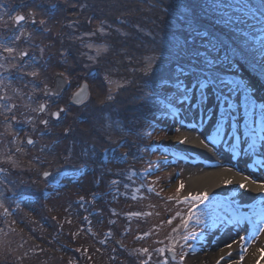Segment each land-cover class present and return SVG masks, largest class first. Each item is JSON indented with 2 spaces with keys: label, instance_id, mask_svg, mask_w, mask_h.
Returning a JSON list of instances; mask_svg holds the SVG:
<instances>
[{
  "label": "rangeland",
  "instance_id": "obj_1",
  "mask_svg": "<svg viewBox=\"0 0 264 264\" xmlns=\"http://www.w3.org/2000/svg\"><path fill=\"white\" fill-rule=\"evenodd\" d=\"M2 1L6 5L13 2V0ZM100 1L27 0L28 6L37 11V15L46 23L22 22L26 33H32V38L27 40L26 43L28 44L26 45L24 39L27 36L23 37L18 42V46L29 51V57L24 58L27 59L25 62L32 56L39 58L38 49L40 47L45 48L43 58L38 59L36 65L41 66L44 61L48 62L45 67L46 74L42 71V77L47 78V82L51 83V79L57 70L67 72L72 84H79L83 79L89 82L91 93L87 107L81 115L84 117L75 119L76 123L64 119L59 126L60 133L69 134L72 132L76 139L78 131L81 130L84 124L89 121L93 123L100 122L104 126L106 125L109 136L113 140H120L125 143V146L120 148L123 150L127 147L129 141L127 137L132 138L133 135L124 128V125L132 121L138 109L141 113H146L153 106L155 100L152 101L147 89H151L155 81L145 75L144 70L149 59H136L137 55L134 52L138 50L140 45L133 36L129 35L126 24L128 18L124 16L125 14L131 16V14L136 13L138 7L135 6L132 9L122 4L121 7L110 8ZM3 13H5L4 10ZM25 15L28 14L25 13ZM4 20H6V17ZM104 21L106 23L102 24L101 22ZM9 24L15 26L13 21H9ZM130 25H133L132 19L128 26ZM86 26H89V28H86ZM135 26L142 29L139 24ZM100 27H104L106 34H101L98 31ZM45 29H51V31H45ZM117 29H120V31L118 32ZM91 32H96V35H85V33ZM5 33L10 34V28H0V35H5ZM123 33H127V35ZM81 37L82 39H78ZM87 43L96 46L107 44L109 51L102 52L95 61L89 60L88 56H95L96 53L94 49L85 47ZM168 48L170 47L168 46ZM171 52L172 55L185 57L184 51L179 48L174 47ZM62 53H67V55L64 56ZM153 56L156 59L153 60L154 67L151 73L161 75L159 72L154 71L160 69L171 59H168L164 53H157ZM132 58L137 62L134 66L131 63ZM181 60L185 61V58ZM97 66L101 68L95 69ZM106 76L115 83L110 84L105 79ZM139 83L140 91L138 90ZM249 83H252L250 79L247 80L248 85H250ZM118 84L123 85V87H118ZM135 84L137 85L135 102L137 106L127 109L126 92L128 94L135 93L131 90V87ZM21 85L13 80V87L24 89V85ZM252 85L255 86V83L253 82ZM213 89L210 95L214 97L212 107L215 103L225 102L216 99V95L219 93L215 88ZM109 94L112 95L113 99H107ZM30 95L33 96L32 93ZM33 97V102L22 103L23 96L15 100L20 105L16 110V115L19 121H25L26 117H35V124L38 127L36 126L34 129L27 122L17 123L15 121L12 122V126L14 129L19 128L20 140L30 136V134L35 136L38 143L33 147V150H40L42 148L40 144L44 145V142L50 140L51 132H46L49 127L40 126L39 120L42 119L40 113H32L29 109L23 107L27 103H30L32 107H36L40 103L38 100H34L40 99V96ZM241 105L240 102L239 107L242 112ZM95 107H98V109ZM102 107H111L119 115L100 118L98 114ZM1 117L0 133H5L4 117ZM211 118V115H208L205 111L203 112L201 130H204ZM166 123L168 122L166 121ZM29 126L30 132L27 131ZM180 127L181 123L173 121L168 126V130L165 128L159 132L156 130L151 134L150 139L151 141L169 143L171 144L170 147L173 148L177 147L174 139H180ZM247 127L256 129V121L250 122ZM50 130L53 132V129L50 128ZM205 136L208 138L211 135L207 136L205 134ZM75 139L74 143H78ZM0 140L3 141L0 143V168L4 169L0 173V192L4 193L5 207L11 213V215H7L9 217L7 220L10 223L9 232L7 235L4 234L2 238L0 237V264H57L58 262L64 263V261L65 264H141V261L148 259L149 256L151 257L149 264H158L164 257L155 250L171 246L172 240L170 237H177L178 234L173 232V229L179 228L181 236L183 235L184 229L181 228V224L182 218H186L188 214L187 206L181 207L175 201L182 197L187 189L185 156L179 154L169 158L166 167L158 173L155 181V192L141 182L138 185V197L125 198L124 194L119 195L118 201L113 204L116 205V209H119V211L114 212L111 206L106 204L101 197L96 196L93 202L96 186L94 185L95 178L91 177V173L85 175L81 180L66 182L65 186L48 199L50 207H43L35 200H21L19 198L20 193L32 187L35 182V174L30 175L29 172H31V167L37 164L31 162L30 155L26 153V145H19L23 151L16 152L14 147L9 144L8 134L0 136ZM125 140L127 141L125 142ZM78 144L76 147L68 148L65 147V144H59L57 146L58 154L50 151L45 153L46 160L50 161L49 169L53 165L58 167L61 159L79 163L80 154H85V152L82 151L84 146ZM14 145L16 146V144ZM59 154L61 159L56 160ZM6 155H10L16 161L15 166L4 162ZM149 155L151 154L149 153ZM86 159H88V156ZM27 162H30L31 165H26ZM146 162L147 160H141L139 164ZM241 166L242 170L248 173L253 181L264 183V164L263 169L260 171L262 173L253 171L250 173L248 170L243 169V163ZM42 168H46V166ZM42 168L39 167L40 173L46 171ZM32 179L34 180L32 181ZM181 183H183L184 188L182 191H177ZM117 193L115 192L116 195ZM81 196L85 198L83 203L80 201ZM220 200L224 202L225 206L222 204V209L228 215L230 213L228 207L233 204L223 199ZM17 203H19V207H17ZM233 206L238 209V206ZM246 206L249 210L256 208L264 211V203H251ZM0 213H3V210L0 209ZM130 213H140V215L132 216L129 215ZM253 215L255 218L258 217L257 220H260L261 224L259 232L253 234L252 237L247 236L250 244L247 251L243 253L242 260L241 245L244 241L241 240V237H246L244 236L245 219L241 222L242 227L238 230L235 229V231L229 228L232 225L229 220L223 221V223L214 222L212 225L209 223L206 226V231L201 233V236L204 235L202 238L190 237L187 245L181 242L182 240H178L177 252L183 255V260L181 261L179 256L176 260H172L171 254L166 252L165 255L169 258V264H264V258H262L264 254L260 251L264 249V232L260 231L261 227H264V218L259 217L257 213ZM50 216L53 219H50ZM242 217L245 218L242 209L239 208L234 218L237 220ZM56 221L61 222V228H59L61 231L59 232L54 231ZM69 221L71 222L69 223ZM196 229L197 225L192 223L188 232ZM53 235L54 238H52ZM22 237L26 238V243L23 245L24 249H21L22 245L17 242V239L21 240ZM181 245L184 246L181 247ZM228 245H231V247H228ZM73 247L78 249L75 250ZM145 248L148 249V253L140 251ZM226 248L228 250L222 252ZM44 249L50 250L51 254L53 253L50 258L44 256V252H42ZM81 256L83 257L81 258Z\"/></svg>",
  "mask_w": 264,
  "mask_h": 264
},
{
  "label": "trees",
  "instance_id": "obj_2",
  "mask_svg": "<svg viewBox=\"0 0 264 264\" xmlns=\"http://www.w3.org/2000/svg\"><path fill=\"white\" fill-rule=\"evenodd\" d=\"M101 1L110 8H118L121 7L122 4H124V6L126 7H131L132 9L135 6L138 7V11L134 14H131V16H129L130 14L124 15L128 18L126 24L127 29L129 30V35L133 36L135 41H137L140 45L138 50L134 52V54L137 55L136 59L152 58L153 55L166 51L168 49V46H174L176 48L181 49L180 45H184L185 40H187L188 45H195L196 48H199L201 51H203L205 48H207V44L205 42L207 39L222 42L225 48L227 44H230L233 47L235 54L241 57L247 64L250 63L253 66H259L260 62L258 61V59H264V54H261V48L262 46H264L262 45V41H264V17H261L260 14L255 11V7L258 5L255 0ZM10 4L6 5L2 0H0V15H4L3 10L7 11L9 15H13L14 11L19 8H25V11L27 10L25 12L26 14H28L29 10L32 9L31 6H28L27 0H13V2ZM5 17L9 24V21L11 20H8V16H4V18ZM35 19L37 23L39 22V20H42L38 15H36ZM131 19L133 20V25L128 26ZM136 24H139L142 29H138L135 26ZM8 28H10V30H14L16 27L9 24ZM86 28H89V26H86ZM5 35L8 34L5 33ZM24 40L26 43L29 39L25 38ZM27 44L28 43H26V45ZM243 49L245 50L243 51ZM183 51L184 53H186L187 57H189L190 60L196 62V60L194 59V53L192 51L186 48H183ZM224 51H221V53H223ZM213 55H216V53H213ZM25 60L27 59H24L23 62H25ZM131 63L134 66L137 62L132 58ZM37 67L40 66L38 65ZM100 68V66H97L95 69ZM43 71L45 73V68L43 69ZM191 71L194 73L196 72L195 70H190V72ZM156 72H159L161 75L157 73H151L150 75H148L155 82L159 81L161 77L177 76L176 73L178 72V66L175 62H172V65L158 69ZM30 79L31 78H27L21 85V82L17 81L15 76L12 77V80H16V82H19L21 86H23L24 83H27V81ZM35 84L37 89L39 87H43L40 80H36ZM72 85L76 86L77 83ZM23 88L24 89H20L23 93H26V95H23V100L21 101L22 103L28 101L33 102V96H40V99L37 98L34 100H38L40 102L41 99L45 98L50 102V105L57 102L54 107H58L61 96L49 98L46 97L43 92L39 90L33 92L31 83H29L27 87L23 86ZM136 88L137 85H133L131 87L132 92H136ZM138 90L140 91V83L138 86ZM31 93L33 94V96L30 95ZM133 94L134 93L128 94L126 92V102L128 103L127 109L133 104ZM29 97H31V99H29ZM153 99L154 98L152 97V101ZM153 102V106L149 108L146 114L141 113V118L139 117V119H137L138 123L135 127L131 126L130 128H125L129 133L134 135H132L131 139H136L137 134L135 133V129H138V127H140L144 121H148L150 119L148 114L152 113V110L154 109V106L158 101L155 100ZM85 107H87V104L83 105L80 108L77 107L75 109L71 104H68L66 106L68 111L63 114L62 120L66 119L69 120L71 123H76L75 119L84 117L81 115H83ZM95 108L98 109V107ZM108 108L109 111H111L112 113H117L116 111H113L111 107ZM127 112L129 113L128 110ZM133 122H136V120ZM30 126L28 128V131H30ZM15 130L18 132L19 128H15ZM63 134L65 133H60L59 137L57 138L51 136L50 140L47 141L49 142L48 144L46 143V145H41L42 148L40 150L43 149L42 151L33 150L32 147L24 143L26 145V153L27 155H30L31 162L36 163L38 165V162L45 161V153H49V151L51 153L58 154L57 146L59 144H65V147L68 148L73 146L76 147V145H79L78 143H80L88 151L90 150V152L80 154L81 159L79 163H72L67 159H61L59 154V157H56V160H58L59 158L61 159L59 166H52L49 169L51 171V175L48 176L46 179H42L34 175L35 182L33 183V186L20 193L19 198L21 200L32 199L39 202L43 207H50L48 199L58 188H61L63 185H65L66 182H75L81 179L85 174H87V172L91 171L92 166L95 162V160H91V156L92 158L93 156H99V159L102 160L105 158L106 154L103 152V149L105 147H108V145L105 143V139L109 136V131L107 130L106 125L104 126L103 123H93L89 121L88 123L82 126L80 131H78L76 139L74 137L75 135H73L72 132L69 134L66 133L65 135ZM8 136L10 138V146H13L15 149L16 146L14 145V143H10L14 140V137L10 134H8ZM74 139L78 141V143H74ZM132 141L133 140H130L129 145H132ZM32 151H37L38 155L35 156L36 153ZM87 156L89 160L86 159ZM26 165L30 166L31 163L27 162ZM37 165L31 167V172H29L30 175H33V172H35L36 170L37 171L35 173L39 174L40 166ZM81 165L84 166L80 167ZM112 173L113 171H101V166H95V172L91 173L90 175L91 177L95 178L94 185L96 186V194H98L97 196L100 195V197L106 201V204H109V206H111V209L116 212L118 211L116 209V205H113V203L109 201L115 200V197L110 196L107 191V186L109 185V180L112 178ZM33 180L34 179H32V181ZM100 182L103 183V189L105 190V192H103L102 189L98 187V184ZM215 216L216 214L214 212V209L212 207H206L204 213H201L200 218L202 220H210L213 217L214 220ZM8 218L9 217L5 215L4 212L0 213L1 238L2 236H4V234L7 235V233L9 232L10 223L7 220ZM50 219H53L52 216H50ZM55 224L56 226L54 231H61V229H59L61 228V222L56 221ZM180 236L181 230L175 238L179 240ZM54 237L55 236L53 235L52 238ZM25 240V237H22L21 240L17 239V242L22 245L21 249H24L23 245L26 243ZM76 249L78 248L76 247ZM44 250H42V252H44V256L50 258V255H52L53 253L51 254L50 250ZM82 257L83 256H81V258ZM57 264H65V261L64 263L58 262Z\"/></svg>",
  "mask_w": 264,
  "mask_h": 264
},
{
  "label": "snow or ice",
  "instance_id": "obj_3",
  "mask_svg": "<svg viewBox=\"0 0 264 264\" xmlns=\"http://www.w3.org/2000/svg\"><path fill=\"white\" fill-rule=\"evenodd\" d=\"M255 11L260 14L261 17H264V0H260V3L255 7ZM37 13L30 9L28 15L25 14H15L9 15L7 11H5L4 15H0V28L7 29L8 28V21L4 20V16H8V20H11L16 25L14 30H10V34L8 35H0V116L4 117L3 126L5 128V133H0V136H4L6 134H10L14 137V140L11 143L16 144L15 151L22 152L23 149L19 146L21 144L26 143L27 145H35L36 141L31 138V136H26L25 140L19 139V132H17L13 126L12 122L15 121L17 123L27 122L32 125L35 129V117H26L25 121H19L17 119L16 110L20 107L15 100L26 93H23L20 88L13 87V80L12 77L15 76L16 80L23 83L27 78H31L24 83V87H27L29 83L32 84V91L35 92L37 90L43 92L46 97H54L59 96L63 92L65 85H70L71 80L67 74V72H57L55 73V86L50 87L47 78H42V71L47 66V61H44V64L40 67H37L36 64L38 59L43 58V54L45 53V48L40 47L38 49L40 53V57L32 56L27 62H23L25 57H29V51L24 48L18 46V42L25 36L29 40L32 38V33H26L25 29L23 28L22 22L30 21L32 24H36L37 21L35 19ZM91 22V21H89ZM40 24H45V20H40ZM106 23V21L101 22ZM71 26V25H70ZM45 31H51V29H45ZM98 31L101 34H106L104 27H100ZM119 32L120 29H117ZM127 35V33H123ZM87 36H94L96 32L85 33ZM78 39H82L78 38ZM207 48L201 51L199 48H196L195 45H188L187 40H185L184 45L182 48L189 49L194 53V59L196 60V64L194 65L195 68L199 69V73H194V83L186 84L185 80L187 77L182 80L180 76H168V77H161L159 81L155 82L154 86L151 89H147L149 94L158 101L157 109L164 111L166 113H170L173 116L177 114V105L182 104L184 101L190 99V92L199 91L200 98L202 101L208 99L205 94V89H208L210 85H215L218 90L219 94L216 95L217 100H228L227 95H223V88L229 87V82L225 80V78L221 75L222 72L226 71L227 68L232 66V59L230 58L227 51L224 52V55L221 56L219 53L224 51L225 46L222 42L214 41L212 39H207L206 41ZM262 45H264V41H262ZM85 47L89 49H94L96 55L95 56H88L89 60H97V58L101 55L102 52L106 53L109 51L108 45L96 46L92 43L85 44ZM216 53V55H213ZM261 54H264V46L261 48ZM62 55L66 56L67 53H62ZM156 57L149 58L146 69L145 75H150L151 70L154 67L153 60ZM191 62V61H189ZM30 69V70H29ZM181 74L184 73V69L182 66L178 68ZM7 74V75H6ZM201 74L203 75V79L201 78ZM106 80L110 84L115 83L114 81L110 80L107 76L105 77ZM40 80L41 84L43 85L42 88L37 89L35 81ZM235 88L240 87L238 82H231ZM118 87H123V85L118 84ZM234 88H229V91H233ZM88 93V85L85 83L79 87V89L73 93V103L75 104H83L84 97ZM31 99V97H29ZM108 100L113 99L112 95L109 94L107 97ZM24 108L29 109L32 113H44L46 117H51L56 121H59L62 117V114L68 111L65 107H57V110L51 111L50 105L47 101L39 103L36 107H32L30 103L24 104ZM232 107L231 103L228 104V108ZM255 106L253 105V108ZM227 111V110H226ZM260 116V123L262 127L260 128L259 134L257 135V131L255 128H251L250 131L253 133L252 135V142L248 146V150L251 153H255L257 151L258 142L261 146H264V107L261 108L259 112ZM39 123L44 125L47 128L50 124L48 118H42L39 120ZM223 132V125L217 129V134H221ZM3 141L0 140V143ZM188 142V137H184V139L180 140L179 143H186ZM105 143L108 147L103 149L105 154L109 153L110 151H118L119 148L124 147L125 143L121 142L120 140H113L111 136H108L105 139ZM201 144H204L205 147L207 145L203 140L200 141ZM43 150V149H42ZM127 154L125 153L124 156ZM4 162L11 163L13 166L16 165V161L12 159L10 155H6ZM257 163L264 164V161L258 160ZM81 165L80 167H83ZM4 171L3 168H0V172ZM51 173L44 172V176H50ZM248 178L245 177V180ZM226 184H231V180H226ZM256 183V181H253ZM111 184L117 185L119 184L118 180L113 179ZM241 188L247 187L246 183L240 184ZM184 188L183 183L180 184L177 191H182ZM261 191H264V183L260 184ZM154 190V189H153ZM98 194H93V202ZM4 193L0 192V209H3L5 215H11L8 208L5 207ZM208 199V194L205 192L203 194H189L185 196L183 202L190 203V202H203ZM80 201L83 203L85 202V198L83 196L80 197ZM17 207H19V203H17ZM129 215L138 216L140 213H130ZM244 217L238 218L235 222L237 224L241 223ZM195 220L197 225L203 223L200 215L197 214L194 209H190L186 218H182L181 228L185 230V235L179 237V240L184 241V244L187 245L190 237L195 238L196 233L193 230L192 232H188L189 226L191 222ZM71 221H69L70 223ZM114 223V221H113ZM171 223V221H169ZM261 232H264V227H261ZM173 232L179 233L180 229H173ZM143 238V237H140ZM172 240V244L169 247H161L156 249L155 251L158 252L164 258L161 259L158 264H169V258L165 255V253H171V259L176 260L177 257H180V260H183V255L177 252V244L178 240L175 237H170ZM255 239V237H253ZM241 240L244 243L241 245V260L243 259V253L247 251V247L250 244V241L247 237H241ZM163 243V242H161ZM184 245H181L183 247ZM231 247V245H228ZM143 253H148V249H141ZM262 254H264V249L260 250ZM264 258V256H262ZM151 257L149 256L148 259L141 261V264H149V260Z\"/></svg>",
  "mask_w": 264,
  "mask_h": 264
},
{
  "label": "bare ground",
  "instance_id": "obj_4",
  "mask_svg": "<svg viewBox=\"0 0 264 264\" xmlns=\"http://www.w3.org/2000/svg\"><path fill=\"white\" fill-rule=\"evenodd\" d=\"M17 12L19 13H24L25 8H19L16 9ZM62 96L64 100H68V97L62 92ZM37 126V125H36ZM41 127H44V125L40 124ZM39 126V127H40ZM52 131L47 130L46 132H51V136H54L55 138L59 137L60 134V129L59 126L56 124H49ZM32 127V125H31ZM38 127V126H37ZM182 138L187 137L188 135V142L186 143H179L180 140H175L182 146H187L189 148H194L195 150L200 151L203 154H209L208 148L204 146V144H201L200 141L202 138L200 135H197L196 133L194 134H189L182 132ZM50 136V138H51ZM53 138V137H52ZM61 139V138H59ZM47 141V140H46ZM36 143H38V139H36ZM47 142H44V145H46ZM43 145V144H40ZM235 147H238L235 149L232 146V151L237 152V153H245V163L247 166H252L257 165V161L259 158H254L251 154L248 152H245L243 150L242 145H236ZM203 149V150H202ZM248 149V148H245ZM261 146L258 144L257 146V152L255 154L258 156L260 155ZM35 152V156L38 155L37 151H32ZM198 155V154H197ZM241 155V154H240ZM254 155V154H253ZM200 156V155H198ZM231 155L228 157H223L222 161L218 163L217 168H207L203 167L202 169L200 168H188L185 171L186 174V179H187V189L184 192L185 194L188 193H207L208 197H216V198H227L231 202H234L236 205H246L248 203H253V202H261L264 201V191H261L260 189V184L261 183H253L252 178L248 176L246 173L240 172L234 167H230L228 164V161L231 160ZM49 164L50 161H40L38 162V165L42 168L43 166H46V171H43L42 173L39 172V174L33 172L36 176L45 179L44 172H47L49 169ZM54 166V165H53ZM200 167V166H199ZM209 167V166H208ZM245 177L248 179L245 180ZM226 180H231V184H226ZM241 183H246L247 187L241 188L240 184ZM60 188H58L55 192H57ZM228 249H223L222 252L227 251ZM220 252V251H217ZM221 252V253H222Z\"/></svg>",
  "mask_w": 264,
  "mask_h": 264
},
{
  "label": "water",
  "instance_id": "obj_5",
  "mask_svg": "<svg viewBox=\"0 0 264 264\" xmlns=\"http://www.w3.org/2000/svg\"><path fill=\"white\" fill-rule=\"evenodd\" d=\"M83 84H85V83H83ZM83 84H82V85H83ZM65 86H66V85H65ZM87 94H88V93H87ZM86 96H87V95H85L84 99L86 98Z\"/></svg>",
  "mask_w": 264,
  "mask_h": 264
}]
</instances>
